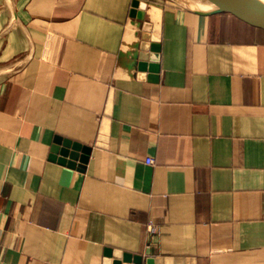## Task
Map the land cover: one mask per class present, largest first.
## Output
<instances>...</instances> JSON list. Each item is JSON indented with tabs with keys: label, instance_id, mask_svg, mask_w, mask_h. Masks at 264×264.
Instances as JSON below:
<instances>
[{
	"label": "crops",
	"instance_id": "0c3cea01",
	"mask_svg": "<svg viewBox=\"0 0 264 264\" xmlns=\"http://www.w3.org/2000/svg\"><path fill=\"white\" fill-rule=\"evenodd\" d=\"M133 1L0 0V264H264V14L140 0L139 70Z\"/></svg>",
	"mask_w": 264,
	"mask_h": 264
},
{
	"label": "water",
	"instance_id": "95a60500",
	"mask_svg": "<svg viewBox=\"0 0 264 264\" xmlns=\"http://www.w3.org/2000/svg\"><path fill=\"white\" fill-rule=\"evenodd\" d=\"M176 4L194 8L208 9L214 11H231L239 13H263L264 0H169ZM131 14L142 20L140 41L138 50L133 52L135 58L139 59L137 68L144 70L146 60L149 58L150 51H158L159 44L151 42L156 37L151 35L152 24L145 19V1L134 0ZM136 7H139L136 10ZM152 66V65H151ZM153 67V66H152ZM91 151V147L84 145L78 141H73L69 138L57 137L51 147L50 158L57 160L60 163H65L69 166L84 167ZM132 262V264H192L189 259L183 257H148L142 263V259L138 255L131 253L112 252L108 249L105 258V264H123V262Z\"/></svg>",
	"mask_w": 264,
	"mask_h": 264
},
{
	"label": "built area",
	"instance_id": "2783aa9c",
	"mask_svg": "<svg viewBox=\"0 0 264 264\" xmlns=\"http://www.w3.org/2000/svg\"><path fill=\"white\" fill-rule=\"evenodd\" d=\"M146 161L149 162V163H150V162H153V160L150 159V158H147ZM149 227L151 228V226H149Z\"/></svg>",
	"mask_w": 264,
	"mask_h": 264
}]
</instances>
